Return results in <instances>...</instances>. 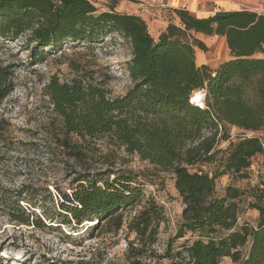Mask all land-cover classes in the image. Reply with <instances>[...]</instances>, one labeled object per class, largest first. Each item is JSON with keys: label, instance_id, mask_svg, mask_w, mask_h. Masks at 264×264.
I'll return each mask as SVG.
<instances>
[{"label": "trees", "instance_id": "16d2710c", "mask_svg": "<svg viewBox=\"0 0 264 264\" xmlns=\"http://www.w3.org/2000/svg\"><path fill=\"white\" fill-rule=\"evenodd\" d=\"M114 6L97 12L90 0H0V37L15 39L29 30L27 42H34L32 57L43 58L45 49L55 50L63 43L91 45L113 31L131 45L127 69L134 85L123 95L111 97L104 87L82 78L59 82L55 77L48 83L53 110L61 119L62 136L57 141L62 152L85 160L82 142L103 135L143 160L171 168L174 187L184 204L176 236L190 231L198 237L177 252H170L169 247L165 257L178 258V264H218L224 256L238 264H264V174L260 173L264 166L250 194L253 201L249 205L258 211L255 225L236 221L243 212V192L238 187L228 184L223 194L216 193L217 177L225 173L247 177L251 159L256 154L264 158L261 136L242 133L234 137L228 130L229 125L250 132L264 129V57L254 56L263 51L264 12L219 8L198 17L184 7L174 8L172 16L178 17V25L171 17L154 39L141 16L117 11ZM190 31L224 36L230 58L214 69L197 65L195 46L202 51L207 47L200 39L189 41ZM9 75V67H0V103L11 91L6 82ZM252 83L256 100L248 102L244 91ZM198 93L202 97L197 99ZM206 128L213 131L205 136ZM219 128V138L228 144L218 167L211 174L190 171L189 165L215 159ZM129 181L79 174L68 191L57 189V214L64 217L61 223L104 219L119 227L123 209L137 195ZM28 216L15 217L26 222ZM159 219H163V210L151 202L131 217L128 227L144 234ZM31 222L43 224L40 217ZM0 264H6L1 256Z\"/></svg>", "mask_w": 264, "mask_h": 264}, {"label": "rangeland", "instance_id": "374dc122", "mask_svg": "<svg viewBox=\"0 0 264 264\" xmlns=\"http://www.w3.org/2000/svg\"><path fill=\"white\" fill-rule=\"evenodd\" d=\"M97 12L116 6L123 0H90ZM137 4L138 13L144 19L149 33L156 39L155 22L157 10L162 8L160 0H125ZM196 14L204 16L219 8H247L264 12V0H199ZM114 6V7H115ZM173 12H170L172 15ZM163 16V13H162ZM174 17V15L172 16ZM175 22H178L174 18ZM29 30L15 39L0 37V67H9L6 82L11 91L0 103V256L6 264H129L138 260L140 264H178L180 260L165 257L177 252L183 245L198 237L197 232L186 231L177 237L182 222L184 207L174 187V173L171 168H161L137 154L128 152L124 146L110 143L106 136L85 138L82 142L84 159H74L62 152L59 139L61 119L53 110L47 93V85L57 78L59 82H70L82 78L107 90V95L120 96L134 85L127 62L131 58V45L121 33L113 31L94 44L86 42L63 43L55 50H47L45 56L32 57L27 42ZM203 36V37H202ZM189 41L201 38L207 47L204 51L211 56V63L218 64L226 56V42L214 35H199L190 31ZM210 38V40H209ZM195 48H197L195 46ZM254 56L264 57L263 51ZM212 68V67H210ZM214 69V67L212 68ZM203 91V90H202ZM244 98L256 100L254 83L245 88ZM204 104V100H203ZM229 134L237 137L242 133L256 134L264 141V129L250 132L236 126H228ZM212 129L206 128L204 135ZM214 149L219 151L210 162L198 161L189 165L190 171L201 169L211 174L219 164V158L226 154L227 140L219 138ZM196 142H189L193 146ZM264 166V158L256 154L250 167L241 174L225 173L216 179V193L221 195L228 184L238 187L243 193L237 223L255 225L258 211L251 208L252 186L258 180V172ZM89 177L101 176L129 178V186L137 190L134 202L123 209L122 223L114 221H86L81 224L61 223L64 218L57 214L58 190L68 191L75 185L79 174ZM124 182V181H123ZM127 183V182H124ZM155 202L163 210V219L155 220L144 234L128 227L131 217ZM63 214V211H61ZM21 222L15 216L26 217ZM40 217L43 224H32ZM246 252V246L242 248ZM177 262V263H175ZM218 264H238L224 256Z\"/></svg>", "mask_w": 264, "mask_h": 264}, {"label": "crops", "instance_id": "0c3cea01", "mask_svg": "<svg viewBox=\"0 0 264 264\" xmlns=\"http://www.w3.org/2000/svg\"><path fill=\"white\" fill-rule=\"evenodd\" d=\"M160 1L162 2V8L157 10L158 19L156 20L155 26H154V32L157 33V36L168 24L169 19L172 17L170 12H172V10L174 8L184 7L186 9H188L193 14H196L197 8H199L198 7V4H199L198 1L199 0H160ZM117 8H119V10L127 11L129 13H134V14L138 13L137 4L130 2V1L128 2V1L123 0L122 2H120L117 5ZM114 9L116 10V6L114 7ZM162 13H163V16H162ZM140 15L143 19L146 18L145 14L141 13ZM207 15H209V14H207ZM207 15H204V16H207ZM197 16L202 17L199 15H197ZM174 18L178 21V17L175 16L172 19L173 22H175ZM175 23L177 24V22H175ZM196 33H198L199 35H203L200 32H196ZM214 36L219 37V40H223L225 42L224 36H220V35H214ZM210 38H211V36H210ZM210 38H209V40H210ZM199 39H201V38H199ZM226 49H227V47H226ZM210 58H211L210 55L206 54L204 51H202L199 48H195V61H196L197 65L207 64L208 66H210L212 68L213 67L216 68L219 63L228 59V57L226 56V58L224 60L219 61L218 64H212L210 61L211 60Z\"/></svg>", "mask_w": 264, "mask_h": 264}, {"label": "bare ground", "instance_id": "6f19581e", "mask_svg": "<svg viewBox=\"0 0 264 264\" xmlns=\"http://www.w3.org/2000/svg\"><path fill=\"white\" fill-rule=\"evenodd\" d=\"M203 96H204V91H203ZM201 97H202L201 93H198L196 98L198 99V98H201Z\"/></svg>", "mask_w": 264, "mask_h": 264}, {"label": "built area", "instance_id": "2783aa9c", "mask_svg": "<svg viewBox=\"0 0 264 264\" xmlns=\"http://www.w3.org/2000/svg\"><path fill=\"white\" fill-rule=\"evenodd\" d=\"M261 174H264V171L260 172Z\"/></svg>", "mask_w": 264, "mask_h": 264}, {"label": "water", "instance_id": "95a60500", "mask_svg": "<svg viewBox=\"0 0 264 264\" xmlns=\"http://www.w3.org/2000/svg\"><path fill=\"white\" fill-rule=\"evenodd\" d=\"M204 95H205V93H204Z\"/></svg>", "mask_w": 264, "mask_h": 264}]
</instances>
